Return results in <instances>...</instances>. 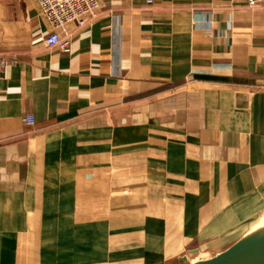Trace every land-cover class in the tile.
<instances>
[{
	"label": "crops",
	"instance_id": "crops-1",
	"mask_svg": "<svg viewBox=\"0 0 264 264\" xmlns=\"http://www.w3.org/2000/svg\"><path fill=\"white\" fill-rule=\"evenodd\" d=\"M100 4L64 51L0 0V264H189L264 223V3Z\"/></svg>",
	"mask_w": 264,
	"mask_h": 264
},
{
	"label": "built area",
	"instance_id": "built-area-1",
	"mask_svg": "<svg viewBox=\"0 0 264 264\" xmlns=\"http://www.w3.org/2000/svg\"><path fill=\"white\" fill-rule=\"evenodd\" d=\"M151 1V0H149ZM249 6L264 3V0H246ZM41 12L51 27L45 42L49 47H60L70 50V40L62 38L60 30H65L68 24L76 23L84 27L94 19L100 9V0H37Z\"/></svg>",
	"mask_w": 264,
	"mask_h": 264
},
{
	"label": "water",
	"instance_id": "water-1",
	"mask_svg": "<svg viewBox=\"0 0 264 264\" xmlns=\"http://www.w3.org/2000/svg\"><path fill=\"white\" fill-rule=\"evenodd\" d=\"M191 264H264V223L225 251Z\"/></svg>",
	"mask_w": 264,
	"mask_h": 264
},
{
	"label": "rangeland",
	"instance_id": "rangeland-1",
	"mask_svg": "<svg viewBox=\"0 0 264 264\" xmlns=\"http://www.w3.org/2000/svg\"><path fill=\"white\" fill-rule=\"evenodd\" d=\"M203 259H207V258H205L204 256L194 257V258L192 259V262H190L189 264H191V263H193V262H196V261L203 260Z\"/></svg>",
	"mask_w": 264,
	"mask_h": 264
}]
</instances>
